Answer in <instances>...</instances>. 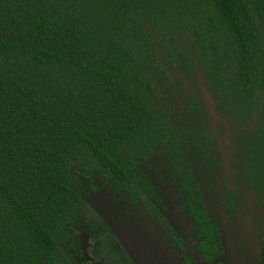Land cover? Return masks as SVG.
I'll return each mask as SVG.
<instances>
[{"label": "trees", "instance_id": "obj_1", "mask_svg": "<svg viewBox=\"0 0 264 264\" xmlns=\"http://www.w3.org/2000/svg\"><path fill=\"white\" fill-rule=\"evenodd\" d=\"M219 141L225 222L254 193L264 227V0H0V264H135L89 197L168 233L165 186L219 258Z\"/></svg>", "mask_w": 264, "mask_h": 264}, {"label": "flooded vegetation", "instance_id": "obj_2", "mask_svg": "<svg viewBox=\"0 0 264 264\" xmlns=\"http://www.w3.org/2000/svg\"><path fill=\"white\" fill-rule=\"evenodd\" d=\"M214 120H217V119H214ZM219 142L222 144L218 143V146L216 149L220 152V156H221V160H222L223 154L226 153L224 151V148L226 146H223L225 144L222 141H219ZM220 147H221V150L219 149ZM229 162H230V159H229ZM223 177H225V176H222L220 174L217 177L216 183H214L215 190H216V193L218 195V200H216L212 204V208L217 212L218 216L220 217L219 223H220V226L223 230V237L222 238L224 240L223 241L224 242V251L219 258H216L210 262H205L202 254L195 250L196 241H194V239L191 237L190 222L181 214V211H180L179 206L176 203L175 199L173 197L171 198L168 196L167 186L164 187V190H165L164 194L168 198L171 209H170L169 213L164 214V216L167 219L168 226H170L168 233L165 232V227H162L158 223L154 224L153 221L147 219L145 216H141V215L136 216V215H131V214H125L124 208H123V205H125V204L122 201H120V202L116 201L115 202V206L119 210L117 213L114 214V212H112V210L110 209V204H108L109 203V197L107 195L106 196L104 195L102 197L100 196V197L101 198L104 197L106 199L105 201L107 204L106 205L107 209L104 211L108 210V213L111 214L115 220H117L118 222L120 220L121 222L119 223V225L125 223L126 220L129 221L130 217H132V218H134L135 222L139 221L138 226H150V227H152L163 238V242L162 243L159 242L160 245H162V244L165 245L166 248H168L170 250V252H172V264H214L217 262H219L221 264H229V262L227 261V250H228L229 245L232 246L233 251H234V249H236L237 240L235 239L236 234H234L235 233L234 230H235V228L238 227V218L241 215H244V212L249 210L251 215H252V216H250L251 224H256V226L258 228V239L259 240H258V246H257L258 255H257V263H256V264H258L259 263L260 236H261V231L264 229V227H263V222H262V220H263L262 210L255 208L253 205L256 194L252 193L250 196H247V200H246L247 202H246L244 212L238 214V216L235 218V220H233V225L225 222L224 213L222 211V208L219 206L220 203L222 202L223 198H224L223 186L226 185V183H223V181H222ZM205 186H206L205 184H200V186H199L200 190L203 191ZM256 211H258V212L255 214ZM129 224L131 225L132 223L129 222ZM110 226L112 227L113 225H110ZM227 235H229L231 237V240L229 243H226V240H225ZM172 237H173V239H171ZM81 239H82V234H81ZM82 245H83V242H82ZM92 245H93V242L91 240V246L89 249V253L87 254L86 251H84L85 255H89L91 253ZM83 250H84V247H83Z\"/></svg>", "mask_w": 264, "mask_h": 264}, {"label": "rangeland", "instance_id": "obj_3", "mask_svg": "<svg viewBox=\"0 0 264 264\" xmlns=\"http://www.w3.org/2000/svg\"><path fill=\"white\" fill-rule=\"evenodd\" d=\"M211 119V116H210ZM212 120V119H211ZM219 144H222L219 142ZM221 150V147L219 148ZM225 161V159L223 160ZM106 199L99 195H91L89 202L91 206L101 214L106 210ZM251 213L249 210L238 218V227L235 228L236 249L228 246L227 261L229 264H256L258 246V228L251 224ZM129 222L132 224L130 225ZM130 217L129 221L118 226H112L121 243L124 245L135 264H172V252L165 245H160L163 238L150 226H138ZM226 236V243L231 237ZM84 251L89 253L91 240L87 234H82ZM160 242V243H159Z\"/></svg>", "mask_w": 264, "mask_h": 264}, {"label": "water", "instance_id": "obj_4", "mask_svg": "<svg viewBox=\"0 0 264 264\" xmlns=\"http://www.w3.org/2000/svg\"><path fill=\"white\" fill-rule=\"evenodd\" d=\"M201 97L205 101V108L207 109L208 117L210 118V116H211L212 120L217 119L216 116L214 115L213 111H212V107L210 106V101L208 100L207 96L202 92ZM228 133H229V130H228L227 134ZM227 134L225 135L226 139H227ZM228 143L223 145V146H227ZM224 159H225V161H223L224 168H223V171L221 173L222 176H224L226 174V172L228 171V169H229V158L227 157L226 153H224L223 156H222V160H224Z\"/></svg>", "mask_w": 264, "mask_h": 264}]
</instances>
